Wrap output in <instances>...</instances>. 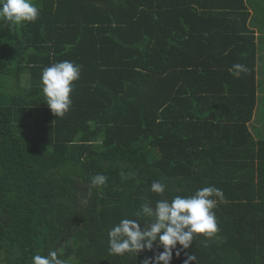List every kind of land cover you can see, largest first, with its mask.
<instances>
[{
  "label": "trees",
  "instance_id": "obj_1",
  "mask_svg": "<svg viewBox=\"0 0 264 264\" xmlns=\"http://www.w3.org/2000/svg\"><path fill=\"white\" fill-rule=\"evenodd\" d=\"M33 2L35 22L0 18V264L53 250L74 264H143L163 248L113 254L109 231L125 218L147 223L136 216L144 202L205 186L224 194L213 209L218 231L174 250L170 264L187 255L191 264H264V141L247 127L256 85L246 15L228 26L244 34L228 53H212L205 36L203 51L187 53L188 31L223 27L182 0ZM190 59L196 68L183 69ZM64 60L82 70L70 110L56 117L41 75ZM234 64L247 71L234 75ZM97 174L105 185L91 183ZM154 181L166 184L162 195Z\"/></svg>",
  "mask_w": 264,
  "mask_h": 264
},
{
  "label": "clouds",
  "instance_id": "obj_2",
  "mask_svg": "<svg viewBox=\"0 0 264 264\" xmlns=\"http://www.w3.org/2000/svg\"><path fill=\"white\" fill-rule=\"evenodd\" d=\"M40 15L38 6L33 0H0V18L13 24L35 22ZM82 66L72 61L64 60L52 63L42 71V91L46 104L56 117L64 116L71 108V94L74 91V81L81 76ZM243 64L233 65V74L238 76L246 72ZM107 177L97 174L92 178L94 186H103ZM152 192L163 194L166 184L154 181ZM224 194L215 186H205L198 189L194 195L176 196L171 201L159 199L153 206L150 202L141 205L137 217H147L145 223L141 219H122L108 233L109 251L123 255L144 250L151 251L153 246L162 247L163 251L143 264H170L173 251L179 257L181 251L189 249L198 236L211 235L218 231L217 218L213 211L217 199L223 200ZM143 224V228H141ZM177 245L181 247L177 249ZM187 255V253H186ZM194 255H187L185 264L195 261ZM32 264H67L57 251H49L47 255H34Z\"/></svg>",
  "mask_w": 264,
  "mask_h": 264
},
{
  "label": "crops",
  "instance_id": "obj_3",
  "mask_svg": "<svg viewBox=\"0 0 264 264\" xmlns=\"http://www.w3.org/2000/svg\"><path fill=\"white\" fill-rule=\"evenodd\" d=\"M190 9L198 13H211L213 18L217 20V25L223 27L215 32L206 31H186L187 34L182 36L186 39L187 45L185 52L198 53L203 51L204 45L197 37L205 36L212 38L209 46L213 49L212 53L218 54L228 53L222 50L228 43H233L234 38L241 34L238 30L228 29L230 27H238L244 20L245 28L251 35L255 47V85H256V104L251 121L247 124L248 130L253 140L258 144L264 141V0H182ZM244 6V9L239 6ZM238 16V13H241ZM227 20V21H226ZM226 21V22H225ZM193 25V22L192 24ZM200 33V34H199ZM187 67L183 69L194 70L195 63L192 59ZM217 67V63H211ZM209 80V78H208ZM196 83V82H192Z\"/></svg>",
  "mask_w": 264,
  "mask_h": 264
},
{
  "label": "rangeland",
  "instance_id": "obj_4",
  "mask_svg": "<svg viewBox=\"0 0 264 264\" xmlns=\"http://www.w3.org/2000/svg\"><path fill=\"white\" fill-rule=\"evenodd\" d=\"M36 1L38 2V4H41L40 0H36ZM22 85L25 88L29 87V81H28V79L23 80V84ZM66 262H67V264H74L75 263V260H74V258H70Z\"/></svg>",
  "mask_w": 264,
  "mask_h": 264
}]
</instances>
